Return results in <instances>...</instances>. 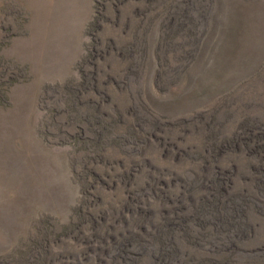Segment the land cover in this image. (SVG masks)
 Returning a JSON list of instances; mask_svg holds the SVG:
<instances>
[{
    "label": "rangeland",
    "instance_id": "obj_1",
    "mask_svg": "<svg viewBox=\"0 0 264 264\" xmlns=\"http://www.w3.org/2000/svg\"><path fill=\"white\" fill-rule=\"evenodd\" d=\"M251 122L264 0H0V264H123L221 186L238 221L167 264H264L262 160L208 154Z\"/></svg>",
    "mask_w": 264,
    "mask_h": 264
},
{
    "label": "trees",
    "instance_id": "obj_2",
    "mask_svg": "<svg viewBox=\"0 0 264 264\" xmlns=\"http://www.w3.org/2000/svg\"><path fill=\"white\" fill-rule=\"evenodd\" d=\"M254 122H257V120ZM254 122H251V125L245 128L244 130L246 131L242 134H235L234 138L229 141L223 139L218 142L215 150L211 149L208 152L210 160L211 158L213 159L214 156L217 158V154L220 150L239 145V147H243L246 152H252L258 155L259 160H262V164L256 172L260 173L259 178H263L264 123L259 122L258 125H255ZM209 140L212 141V137L206 138L208 143ZM202 149L205 150V147ZM248 166H250V163ZM216 174L219 175L218 173ZM228 175L230 176L229 172L225 169H220L218 184L225 183L227 180L223 178H227ZM214 178L218 177L215 176ZM210 180L212 181L213 179L210 178ZM216 190H220V192H214L211 194L210 199L201 196V201H199V203H192V206H189L191 210L188 206H180L176 208V214H173L171 217L163 218L157 229L155 228L154 231L152 230V232H147V234L136 238V243L139 244L138 248L141 249L140 251H130L129 257L122 258L124 261L123 264H167L169 259L180 253L179 245L176 242L178 239L184 238L188 241L189 238H200L201 234L196 236H193L192 234L190 235L189 230L193 227L190 226V222L195 224V226L198 227V230H201L204 225L208 223L212 227L220 229L223 227L222 224H235L239 219L237 216L238 213L242 211L243 206L246 204L244 202L241 203L240 200L236 199L237 195L226 191L228 190L227 188L221 186ZM242 198L245 200V197ZM132 256H135L136 258L131 259L130 257Z\"/></svg>",
    "mask_w": 264,
    "mask_h": 264
}]
</instances>
